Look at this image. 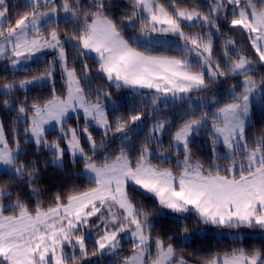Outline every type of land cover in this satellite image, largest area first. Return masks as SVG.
Masks as SVG:
<instances>
[{
    "label": "snow or ice",
    "instance_id": "snow-or-ice-1",
    "mask_svg": "<svg viewBox=\"0 0 264 264\" xmlns=\"http://www.w3.org/2000/svg\"><path fill=\"white\" fill-rule=\"evenodd\" d=\"M23 7L26 10L17 11L13 19L8 0H0V59L10 61L11 69L30 72L28 62L38 54L50 51L54 55L40 75L3 83V107L17 113L13 125H26L25 145L34 144L37 153L41 149L51 153V165L60 170L66 155L73 165L82 162L83 176L92 186L86 190L73 186L66 196L57 193L51 205L43 207L37 186L41 178L38 161L22 159L27 152L21 147L19 129L13 127L10 145L0 121V176L9 177L0 183V264H99V259L109 255L114 264H192L183 249L174 247V237H168L166 243L152 236L156 227L150 219L153 213L134 203L138 191L151 194L161 208L173 213H194L203 224L257 228L264 233V135L253 137L250 143L246 132L254 100L264 104V76L257 80L250 75L259 71L257 63L264 66V0H209L203 11L195 4L181 7L176 0L167 5L160 0H129L119 19L111 0H24ZM61 21L72 24L73 30H64L62 35ZM221 22L228 32L239 31L247 37L258 61L238 51L237 41L227 36L223 39L224 65L213 63L214 36L227 35ZM197 25L200 31H185ZM137 30L139 35L125 37L126 32ZM153 33L175 37L177 54L153 55L154 42L168 43L154 41ZM69 48L80 54L82 74L69 67ZM85 57L96 61L98 78L117 89L154 90L148 100L153 117L159 115L161 101L166 105L179 100L186 106L181 113L183 122L171 134L178 174L172 167L151 163L153 155L161 163L171 159L164 152L154 153L150 145H159L158 135L163 136L172 122L168 117L157 119L133 158L130 150L136 145L132 137L143 131L145 108L134 107L135 114L110 122L107 105L101 101L111 93L90 88L91 71ZM57 65L65 96L56 93ZM221 77L236 80L227 90V99L221 102L215 95L210 100L202 96L193 99L192 93H204L209 82L217 83ZM40 81L51 84L50 99L29 104L27 97L23 101L14 98L16 90H26ZM93 93L94 100L90 99ZM112 107L115 110L116 106ZM73 118H83L82 129L68 126ZM46 126L58 128L60 136L49 141ZM93 126L101 129L105 138L99 143L89 130ZM201 131L207 132L212 146L213 160L208 168L194 162L191 155L190 144ZM116 134L118 150L111 149ZM81 135L86 137L88 151L81 144ZM62 143L67 147H61ZM217 144L223 146V153ZM100 155L102 160L97 159ZM221 159L228 161L223 168L217 163ZM48 166L49 162L43 165ZM13 183L29 188V196L37 201L34 208L20 199ZM14 195L13 203H4ZM93 228L97 237L95 249L89 252L84 229ZM183 232L188 243L186 226ZM260 238L264 240V235ZM125 239L132 245L128 256L120 251ZM66 247L72 251L66 252ZM90 257L98 259L90 261ZM195 264H264V250L233 248L223 256L202 257Z\"/></svg>",
    "mask_w": 264,
    "mask_h": 264
},
{
    "label": "trees",
    "instance_id": "trees-1",
    "mask_svg": "<svg viewBox=\"0 0 264 264\" xmlns=\"http://www.w3.org/2000/svg\"><path fill=\"white\" fill-rule=\"evenodd\" d=\"M177 1V0H176ZM59 2V0H58ZM84 2V0H82ZM179 2L182 3V6H193L194 2L193 0H179ZM111 3L113 5L112 11L115 13V18L119 19V17L125 12L126 6L129 5V0H111ZM23 2H20L17 6H12L11 13H13V16L11 18H15L14 14L19 11L23 12L26 9L23 7ZM227 27V25H226ZM59 28L61 30V34L63 35L64 30H67L71 32L73 30L72 24L65 25L62 21L59 23ZM138 31V30H137ZM126 32L125 37L127 38L129 35H133L135 32ZM222 32L226 33L227 36H231L237 41L238 47L237 50L241 51L243 54L247 55L250 59L253 61H258V57L256 56L255 52L251 48L250 44L248 43L247 37L245 35H242L239 31L234 32H228V29L224 30L222 29ZM46 34V33H45ZM153 52L152 54H162V55H176V51L174 50L175 47L169 46H153ZM68 61H69V67H76L78 74H81L83 72L82 67V58L80 57V54L71 48L68 50ZM46 54H44V57L35 62L30 68V72L25 71H18L13 72L8 67L6 62L8 60H2L0 62V86L3 85V83H11L14 80H22L27 79L33 76H38L40 73L44 71L47 65V61L51 60L53 57V53L50 51H45ZM223 53V44L219 43V52L216 50L214 51L215 60L219 61L221 65H224V59L222 58ZM73 61H75V64H73ZM83 61L86 62L89 66V69L91 71V89L99 88V89H110V93L114 96V98L117 99V106L115 107V110L108 111V119L109 121H114L116 117H127L130 114H135L133 111V108H145V124L143 131H146V129H149L151 125L157 120L161 119V115H169L170 121L172 124L166 129L165 134L161 137H157V139H161L159 142V145L156 143H153L150 145V147L157 149V148H166L167 150L171 149V140L172 135L176 131V126L181 124L183 121L181 120V113L182 108L186 110V106L181 103V105H173L171 109L167 107L163 102H160L158 107L161 106L159 115L157 117H153L152 114L149 112L152 108V105L148 103V100H150L152 92H133L129 89L120 88L119 91L113 93L114 90L117 88L113 86H109L106 79L98 78L97 76V63L94 59L90 58H83ZM259 71L250 73V75H253L257 80L261 77V75L264 73V66H261L259 63H257ZM15 73V74H14ZM57 78L55 79V88L56 93L60 96H63L65 94V89L63 87V83L60 78L59 72H56ZM234 83H236V80L226 77L219 78V81L217 83H211L209 82V87L204 93H196L198 96H202L204 99L212 98L213 95L216 96L221 102H223L225 99H227L228 96V88L231 87ZM89 86L86 85V88ZM239 91V89H237ZM140 93H143L142 96ZM52 96V86L51 85H35L32 86L26 90L18 89L15 92L14 98L20 101H23L25 97H27L28 103L31 104L33 100H40L45 101L47 99H50ZM6 97L3 95H0V121L4 123L6 134H9V144H12L11 139V132L13 127H16L19 129V137L21 140V147L26 150L27 156L22 157L24 160H36L38 161L37 167L40 169L39 175L40 179L37 181V186L41 190L39 195L40 199L43 201V207H48L51 205L52 201L55 198V195L57 193H60L63 196H66L69 192V190L75 186L79 188L80 190H86L88 187L92 186L89 184L88 180L84 178L81 170H82V162H78L75 165L71 163V157L69 155H66L64 158V168L63 170L58 169L57 167L51 165L50 158L51 153L47 152L44 149H41L40 153L36 152V148L34 144H24V140L26 137L23 135V129L26 126L23 122L13 125L12 121L16 117L17 113L14 110H6L3 107V100ZM90 99H95V93L90 97ZM169 104V102L167 103ZM15 107V106H14ZM179 109H175L178 108ZM90 130L93 132V135L95 139L99 142L101 139H105L102 135V132L99 130L91 127ZM140 131L138 136H133L132 140L136 145L135 149L130 150V155L134 158L136 155H138V149L142 143H144L143 135L144 132ZM114 132V129H113ZM247 136L249 137V142L251 143V140L253 137H259L261 135H264V104H261L259 99L257 98L254 102V105L252 107L251 111V125L246 129ZM57 131L53 130L50 131L48 134H56ZM47 134V136H48ZM112 133L109 134V138ZM48 138L52 140V137ZM135 139V141H134ZM192 148H195V143L190 144ZM120 147V140H119V134H116L115 143L111 144V149H119ZM204 150V149H203ZM203 150H194V155L199 158V160L205 165V168H208L211 165V158L208 154H204ZM107 154V153H105ZM97 159L102 160L103 155H100L97 157ZM151 159L158 164L159 166H166V165H172L175 170H179L178 168L174 167V164L172 163L173 159H170L168 163H161L160 160L157 159L156 156H152ZM45 162H49L48 167H43ZM9 179L8 176L3 175L0 176V183H3L4 181H7ZM11 187L15 190L21 193L20 199L23 202L28 203L30 208H34L37 201L34 197L29 196V188L27 186L20 187V185L13 183ZM16 200V196L14 195L10 199H6L4 201L5 204L13 203ZM134 203H136L138 206L143 205L145 208H147L149 211L153 213V216L150 217L152 223L156 226L155 229L152 231V236L156 237L159 236L162 239L165 240V242L168 241V237L172 236L174 237V240L172 243L174 244V247H177L178 249H183V255L192 262V264H195V262L202 257H208L211 254H222V253H230L233 248H240L244 247L246 250L251 251L252 249L259 248L261 250H264V240H262L260 235H252L250 234L252 231L259 230L257 228H246V227H240V228H228L223 226H216V225H206L200 222L198 217L196 215H188L186 217L181 215H174L171 214V212H165L163 213L161 211V206L158 204V201L151 195L144 194L142 195L141 192L134 193ZM6 215L12 214L11 212H6ZM187 227L188 232L187 235H190L191 238L188 243H185V240L183 236L185 233L183 232L184 227ZM228 229L232 231H239L244 233L241 238H229L226 235H222L220 238L216 236V232L218 230L222 229ZM246 232V233H245ZM129 242V241H128ZM87 249L89 252L93 251L95 249L94 241L91 239L87 240ZM131 247L125 252L124 256H127L131 253ZM90 261H96L97 257H90ZM99 264H112L109 263L107 258L99 259ZM114 264V263H113Z\"/></svg>",
    "mask_w": 264,
    "mask_h": 264
},
{
    "label": "rangeland",
    "instance_id": "rangeland-1",
    "mask_svg": "<svg viewBox=\"0 0 264 264\" xmlns=\"http://www.w3.org/2000/svg\"><path fill=\"white\" fill-rule=\"evenodd\" d=\"M8 2H9V5H10V11H11V9H12V6H17V5H19V3L20 2H23L24 3V0H8ZM160 2L161 3H164V4H168L169 3V0H160ZM193 2H194V4L195 5H200L201 6V8L200 9H198V10H201V11H203L204 9H206V7H207V4L209 3V0H193ZM176 3L178 4V5H180L181 7H188V8H191L192 6H182V3L181 2H179V0H177L176 1ZM193 4V5H194ZM169 10H171V9H169ZM60 16L61 17H63L64 16V13L63 12H60ZM221 29H224V30H226L227 29V27H226V24L225 23H223V22H221ZM201 29H200V26L199 25H197V27L196 28H192V29H188V28H185V31H190V32H197V31H200ZM204 31H207L206 29H204ZM133 35H139V32L137 31V32H135ZM152 38H153V40L154 41H156V40H159V41H165V40H167L168 41V43L167 44H164V43H153V45H152V47L153 46H164V47H169V46H173V47H175V45H174V41H175V37H164V36H161L160 34H158V33H153L152 34ZM223 39H225V36L224 37H220V38H217V37H215L214 36V40H213V43H214V51L216 50L217 52H219V43H221V44H223ZM254 51V50H253ZM255 52V51H254ZM44 54H46L45 52L44 53H41V54H38V56L36 57V58H33V61H31V62H28V66L29 67H31L35 62H37V61H39V60H41L43 57H44ZM54 54V53H53ZM93 56L95 55V54H92ZM153 55H162V54H153ZM216 57V56H215ZM2 60H4V59H0V62H2ZM217 60H214L213 61V63H215ZM6 64H7V67L11 70V71H13V72H18L17 70H14V69H11V67H10V64H11V62L10 61H7L6 62ZM48 65H46L45 67H47ZM256 67L258 68V65L256 64ZM98 68V67H97ZM259 69V68H258ZM57 72H59V65H57ZM82 74V73H81ZM261 76H264V73L261 75ZM32 77H30V78H27V79H31ZM57 78V75L55 74V79ZM261 78V77H260ZM260 78H258V80L260 79ZM59 79H61V77L59 78ZM22 80H24V79H22ZM15 82H19L20 80H14ZM62 81V80H61ZM107 81V80H106ZM13 82V81H12ZM62 83H63V81H62ZM107 83H108V85L111 87V86H113V85H111L110 84V82H108L107 81ZM46 84H48V85H51L48 81H40V82H38V83H36V84H33V85H29L28 86V88H30V87H32V86H35V85H46ZM2 86L3 85H1L0 86V88H2ZM63 87H64V83H63ZM91 87V86H90ZM114 87V86H113ZM27 88V89H28ZM230 88V87H229ZM228 88V89H229ZM64 89H65V87H64ZM125 89H127V88H125ZM23 90H25V89H23ZM101 91H106V92H111L110 91V89H108V88H106V89H100ZM130 91H133V90H131V89H129ZM117 91H119V89H116V90H114L113 91V93H115V92H117ZM133 92H143V93H145V92H154V90H147V89H141V90H136V91H133ZM66 95V90H65V94L63 95V96H65ZM192 96H193V99L195 100V99H197V97H199L196 93H192ZM210 99H212V98H209V99H206V100H210ZM256 101V99L254 100V102ZM102 103H104V104H106L107 105V110L108 111H113V105H115V106H117V99L116 98H114V96L111 94L110 95V97L107 99V100H103L102 99V101H101ZM161 102H163V101H161ZM181 101H179V100H177V101H175V102H172V101H169V104H166V106L167 107H169L170 109L172 108V107H174L173 105H181ZM159 108H161V106H159ZM175 109H179V107L178 108H175ZM182 111H185L184 110V108H182ZM251 111H252V109H251ZM151 114H152V108L150 109V111H149ZM75 114H73V116H74ZM169 115H161V119H163V118H165V117H168ZM117 118V117H116ZM115 118V119H116ZM170 118H172L171 116L170 117H168V119L170 120ZM68 126H70V127H79L80 129H82L83 128V126H84V120H83V118H81V119H79V120H77V119H75V118H73V119H70L69 121H68ZM152 126V125H151ZM46 127H48V131H47V133H46V135L50 132V131H53V130H55V131H57V133L56 134H48V136L49 137H52V140H55L58 136H60V132H59V129L58 128H53L52 126H46ZM93 128H95V129H97V130H99L100 132H102V130L101 129H98V128H96L95 126H93ZM151 128V127H150ZM149 128V129H150ZM149 129H146V131H143L144 132V134L145 135H147L148 134V132H149ZM90 130V129H89ZM91 131V130H90ZM92 132V131H91ZM174 134V133H173ZM92 135H93V132H92ZM145 135H143L142 137H144ZM48 136H47V138H48ZM94 136V135H93ZM112 137V134H111V136H110V138ZM158 137H161V136H159L158 135ZM95 138V137H94ZM194 142L193 143H195V148H192V146L190 145V149H191V155H192V159H193V161L195 162V161H200L199 160V158L198 157H196L195 155H194V150H197V149H199V150H203V151H205V152H203L204 154H206L207 156H208V154H209V156H210V158H211V160H210V162H212V160H213V153H212V146H211V141H210V139L208 138V134H207V132H205V131H201L198 135H194ZM48 140L49 141H52V140H50L49 138H48ZM160 140L161 139H159V142H160ZM133 141V140H132ZM134 141H135V139H134ZM97 143H99L98 141H97ZM81 144H82V146L85 148V151H88L89 150V145H88V143L86 142V137L85 136H83V135H81ZM171 144H172V140H171ZM61 147H64V148H66L67 147V145H66V143H62L61 144ZM216 148L221 152V153H223L224 151H225V149L223 148V146L221 145V144H217L216 145ZM151 149H152V151L154 152V153H157V154H159L160 152H164V153H166V154H168L170 157H171V159H173L172 160V163L173 164H175V162H176V156H177V153H176V151H175V149L174 148H172L171 147V149L170 150H167L166 148H157V149H154V148H152L151 147ZM154 156H156V155H154ZM157 157V156H156ZM179 158L181 159V160H183V155H182V153L180 154V156H179ZM51 159H52V155H51V158H50V161H51ZM201 162V161H200ZM151 163L152 164H154V165H157V166H159L158 164H156L152 159H151ZM217 163H219L220 164V166L223 168L227 163H228V161L227 160H223V159H221V160H218L217 161ZM159 167H172L173 168V166L172 165H166V166H159ZM81 172H82V174H83V172H84V169H83V163H82V170H81ZM173 172L175 173V174H178L179 172H180V169L177 171V170H175L174 168H173ZM148 195H151V194H148ZM152 196V195H151ZM161 211L163 212V213H165L166 211L167 212H171V210H168V209H161ZM171 214H174V215H181V216H184V217H186V216H188V215H191V214H193V215H195L194 213H186V214H177V213H173V212H171ZM6 215V214H5ZM197 216V215H196ZM93 219H95V218H93ZM84 231L88 234V239H91V240H95V238L97 237V232H96V230L93 228L91 231H89L88 229H84ZM246 233V232H245ZM244 233H242V232H239V231H232V230H228L227 228L226 229H222V230H218L217 232H216V236L218 237V238H220L222 235H226V236H228L229 238H241V236L243 235ZM250 234H252V235H264V233H262L260 230H256V231H252ZM187 235V234H186ZM185 236V235H184ZM184 236H183V238H184ZM189 238H191V236L190 235H187ZM87 239V240H88ZM87 240H86V244H87ZM129 241V242H128ZM131 246V241L130 240H128V239H125V240H123L122 241V244H121V249H120V251H121V255L122 256H124L125 255V252L129 249V247ZM244 248V247H243ZM154 249H155V245L153 244L152 245V250H153V255L155 254L154 253ZM65 251L66 252H71L72 251V249H70V248H65ZM225 253H222V254H220L221 256H223ZM128 255H131V253L130 254H128ZM127 255V256H128ZM105 258H107V260H108V262L109 263H114V257H112V256H105Z\"/></svg>",
    "mask_w": 264,
    "mask_h": 264
}]
</instances>
